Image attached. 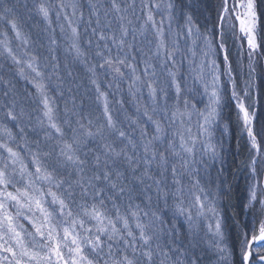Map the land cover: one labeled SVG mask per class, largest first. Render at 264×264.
<instances>
[{"label": "snow or ice", "instance_id": "obj_1", "mask_svg": "<svg viewBox=\"0 0 264 264\" xmlns=\"http://www.w3.org/2000/svg\"><path fill=\"white\" fill-rule=\"evenodd\" d=\"M262 58L264 0H0V264H264Z\"/></svg>", "mask_w": 264, "mask_h": 264}, {"label": "trees", "instance_id": "obj_2", "mask_svg": "<svg viewBox=\"0 0 264 264\" xmlns=\"http://www.w3.org/2000/svg\"><path fill=\"white\" fill-rule=\"evenodd\" d=\"M215 2V0H213ZM236 50L233 49V59H236ZM246 63V60H245ZM260 65L264 66V58L260 59ZM236 137H239L238 129L233 130ZM240 144L243 145V140H240ZM247 152L243 150V147L237 149V139L231 140V151L227 159L226 168L229 183L232 185L231 196L226 198L222 202L221 210L222 215L225 217V223L231 231V238L233 241L237 237V229L235 225L238 223L240 228L243 229L248 222V216L246 212L241 208L246 193L245 188V172L243 171V163L246 162ZM238 260V257H237Z\"/></svg>", "mask_w": 264, "mask_h": 264}]
</instances>
